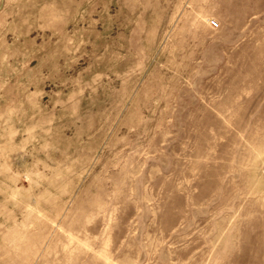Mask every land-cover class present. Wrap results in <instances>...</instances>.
<instances>
[{
    "label": "rangeland",
    "instance_id": "1",
    "mask_svg": "<svg viewBox=\"0 0 264 264\" xmlns=\"http://www.w3.org/2000/svg\"><path fill=\"white\" fill-rule=\"evenodd\" d=\"M0 264H264V0H0Z\"/></svg>",
    "mask_w": 264,
    "mask_h": 264
}]
</instances>
